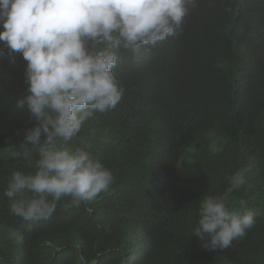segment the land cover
<instances>
[{
  "label": "trees",
  "instance_id": "trees-1",
  "mask_svg": "<svg viewBox=\"0 0 264 264\" xmlns=\"http://www.w3.org/2000/svg\"><path fill=\"white\" fill-rule=\"evenodd\" d=\"M119 55L122 100L68 144L101 160L114 183L79 208L63 197L29 231L4 190L13 171H35L15 154L37 122L13 109L27 95V62L0 42V264H264V0H198L177 35ZM253 158L229 206L259 209L255 225L205 249L193 235L200 200Z\"/></svg>",
  "mask_w": 264,
  "mask_h": 264
},
{
  "label": "clouds",
  "instance_id": "clouds-1",
  "mask_svg": "<svg viewBox=\"0 0 264 264\" xmlns=\"http://www.w3.org/2000/svg\"><path fill=\"white\" fill-rule=\"evenodd\" d=\"M197 4L198 0H0V42L10 57L19 53L27 62V95L18 97L13 109L27 108L37 122L25 132L23 151L15 154L35 171H13L4 190L10 212L27 222V230L51 218L63 197L79 208L109 192L112 171L88 151H73L68 144L85 122L122 100L125 89L114 72L120 51H151L182 30ZM31 150L38 154L31 155ZM256 165L257 159H251L229 177L222 194L200 200L193 235L205 249L227 248L255 225L254 209L241 200L234 210L229 201L249 184Z\"/></svg>",
  "mask_w": 264,
  "mask_h": 264
},
{
  "label": "rangeland",
  "instance_id": "rangeland-1",
  "mask_svg": "<svg viewBox=\"0 0 264 264\" xmlns=\"http://www.w3.org/2000/svg\"><path fill=\"white\" fill-rule=\"evenodd\" d=\"M257 195H259V193H257ZM255 209V208H254ZM259 209H255V212L258 213ZM185 264H192V263H185Z\"/></svg>",
  "mask_w": 264,
  "mask_h": 264
}]
</instances>
